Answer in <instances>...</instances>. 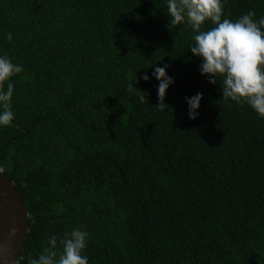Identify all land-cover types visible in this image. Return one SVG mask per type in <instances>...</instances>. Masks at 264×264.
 Instances as JSON below:
<instances>
[{
	"label": "trees",
	"instance_id": "obj_1",
	"mask_svg": "<svg viewBox=\"0 0 264 264\" xmlns=\"http://www.w3.org/2000/svg\"><path fill=\"white\" fill-rule=\"evenodd\" d=\"M249 10L264 0H224L222 18ZM193 35L166 0H0V54L24 66L0 128L28 216L15 264L74 227L90 233L89 264H264V119L201 74Z\"/></svg>",
	"mask_w": 264,
	"mask_h": 264
},
{
	"label": "clouds",
	"instance_id": "obj_2",
	"mask_svg": "<svg viewBox=\"0 0 264 264\" xmlns=\"http://www.w3.org/2000/svg\"><path fill=\"white\" fill-rule=\"evenodd\" d=\"M166 3L170 25L186 23L194 33V44L189 50L200 58L201 74L213 85L219 78L222 98L237 104L246 103L264 119V15L257 17L249 10L235 20L222 18L224 0H166ZM209 20L215 26L203 30L202 26ZM5 38L11 41L12 33H5ZM168 67L155 66L151 73V77L158 81L156 107L160 110L168 107L166 92L175 83L167 74ZM23 71L22 64L0 54V128L13 126L14 83L11 80ZM151 77L144 73L141 79L148 82ZM134 91L139 102L143 103L145 97L130 83L128 92ZM202 98L200 92L185 97L190 119L198 117ZM4 172L5 165L0 163V174ZM14 232L15 228H12L10 234ZM89 236L90 233L81 227H74L59 238L52 234L38 258L29 257L27 264H89V257L83 254Z\"/></svg>",
	"mask_w": 264,
	"mask_h": 264
},
{
	"label": "water",
	"instance_id": "obj_3",
	"mask_svg": "<svg viewBox=\"0 0 264 264\" xmlns=\"http://www.w3.org/2000/svg\"><path fill=\"white\" fill-rule=\"evenodd\" d=\"M28 216L21 193L0 174V264H15L27 231ZM15 232L10 234V230Z\"/></svg>",
	"mask_w": 264,
	"mask_h": 264
}]
</instances>
